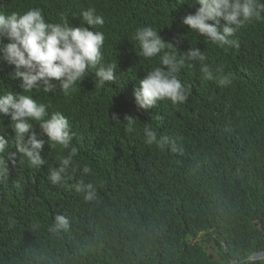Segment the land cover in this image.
<instances>
[{
    "label": "trees",
    "instance_id": "1",
    "mask_svg": "<svg viewBox=\"0 0 264 264\" xmlns=\"http://www.w3.org/2000/svg\"><path fill=\"white\" fill-rule=\"evenodd\" d=\"M120 1L94 3L108 19ZM139 1L131 26L124 15L108 21L103 53L117 63L114 92L107 83L73 96L46 94L45 104L78 128L77 155L63 179L54 184L49 174L68 150L45 147L38 184L27 163L10 165L0 180V264H230L264 251V14L220 48L182 26L195 0ZM142 26L160 31L180 54L197 47L214 76L230 83L207 80L199 62H186L178 73L189 89L183 104L138 108L129 96L159 66V57L138 55L132 34ZM145 127L167 146L146 144ZM57 215L69 227L54 233ZM206 246L217 247V257Z\"/></svg>",
    "mask_w": 264,
    "mask_h": 264
},
{
    "label": "clouds",
    "instance_id": "2",
    "mask_svg": "<svg viewBox=\"0 0 264 264\" xmlns=\"http://www.w3.org/2000/svg\"><path fill=\"white\" fill-rule=\"evenodd\" d=\"M14 1L0 0V5L8 11H0V180L10 165L21 168L27 163L31 169L28 177L38 184L39 167L46 163L41 155L44 148L60 147L68 151L60 157L59 167L50 169L49 179L55 184L63 179L77 155V149L71 145L78 128L72 131L68 118L45 104L46 94H54L58 89L73 96L94 84L101 89L107 83H110L108 93L114 92L119 82H115L117 63H110L111 52L103 53L104 45L110 42L108 21L113 16L124 15L126 24L131 26L138 20L140 1L121 0L108 19L100 6L95 5L96 0ZM22 2L30 9L24 11ZM194 3L198 7L194 13L182 17V26L220 48L234 45V33L247 23L260 20L264 14V0H195ZM78 13L80 17L74 19ZM69 18H72L70 23ZM159 32L152 26H142L132 34L140 57H159V66L147 72L134 87L133 96H129V101L134 99L138 108L153 109L162 101L183 104L189 89L178 73L186 62H199L207 80L217 79L220 86L230 83L227 75L214 76L203 51L190 47L180 54ZM112 100L121 102L113 97ZM112 119L118 122L119 118L113 114ZM125 120V130L132 133L133 117L126 116ZM143 135L146 144L160 148L168 144L166 138H158L150 127L144 128ZM172 147L175 151V146ZM88 171L84 168L85 173ZM76 190L80 191V186ZM92 196L89 191L86 199ZM68 227V219L57 215L50 231L55 233Z\"/></svg>",
    "mask_w": 264,
    "mask_h": 264
},
{
    "label": "water",
    "instance_id": "3",
    "mask_svg": "<svg viewBox=\"0 0 264 264\" xmlns=\"http://www.w3.org/2000/svg\"><path fill=\"white\" fill-rule=\"evenodd\" d=\"M264 261V251L257 252L251 255L250 257L240 260V261H232L230 264H244L246 262H255V261Z\"/></svg>",
    "mask_w": 264,
    "mask_h": 264
},
{
    "label": "rangeland",
    "instance_id": "4",
    "mask_svg": "<svg viewBox=\"0 0 264 264\" xmlns=\"http://www.w3.org/2000/svg\"><path fill=\"white\" fill-rule=\"evenodd\" d=\"M205 248L211 256L217 257V247L214 246V249H211L210 246H206Z\"/></svg>",
    "mask_w": 264,
    "mask_h": 264
},
{
    "label": "bare ground",
    "instance_id": "5",
    "mask_svg": "<svg viewBox=\"0 0 264 264\" xmlns=\"http://www.w3.org/2000/svg\"><path fill=\"white\" fill-rule=\"evenodd\" d=\"M37 4H38V3H37ZM27 6H28V5H27L26 3H23V2H22V9H23V10H25V8H26ZM29 9H30V8H29ZM84 10H85V9H84ZM79 16H80V13L74 15L73 18H74V19H77V18H79ZM121 97H122V96H121Z\"/></svg>",
    "mask_w": 264,
    "mask_h": 264
}]
</instances>
